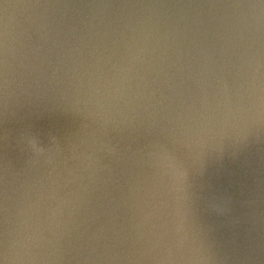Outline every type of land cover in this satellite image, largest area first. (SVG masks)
I'll list each match as a JSON object with an SVG mask.
<instances>
[{"label":"water","instance_id":"95a60500","mask_svg":"<svg viewBox=\"0 0 264 264\" xmlns=\"http://www.w3.org/2000/svg\"><path fill=\"white\" fill-rule=\"evenodd\" d=\"M0 264H264V0H0Z\"/></svg>","mask_w":264,"mask_h":264}]
</instances>
